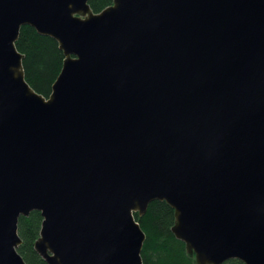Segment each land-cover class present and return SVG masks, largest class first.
<instances>
[{
	"label": "water",
	"instance_id": "95a60500",
	"mask_svg": "<svg viewBox=\"0 0 264 264\" xmlns=\"http://www.w3.org/2000/svg\"><path fill=\"white\" fill-rule=\"evenodd\" d=\"M0 0V264H144L154 200L197 264H264V0ZM82 15L83 17H80ZM65 58L48 98L20 27Z\"/></svg>",
	"mask_w": 264,
	"mask_h": 264
},
{
	"label": "trees",
	"instance_id": "16d2710c",
	"mask_svg": "<svg viewBox=\"0 0 264 264\" xmlns=\"http://www.w3.org/2000/svg\"><path fill=\"white\" fill-rule=\"evenodd\" d=\"M88 3L93 12H99L110 5L112 0H89ZM15 46L23 55L22 67L26 82L35 92L48 98L65 58L58 42L49 35L38 33L30 25H23ZM133 215L145 234L141 249L144 264H197L194 254H189L185 243L171 231L175 222L174 210L164 200H154L148 204L144 214L140 215L136 211ZM41 222L42 216L37 210L18 218L17 232L22 242L16 250L26 264H47L34 249ZM221 264L244 263L232 258Z\"/></svg>",
	"mask_w": 264,
	"mask_h": 264
},
{
	"label": "rangeland",
	"instance_id": "374dc122",
	"mask_svg": "<svg viewBox=\"0 0 264 264\" xmlns=\"http://www.w3.org/2000/svg\"><path fill=\"white\" fill-rule=\"evenodd\" d=\"M80 17H83L82 15H79Z\"/></svg>",
	"mask_w": 264,
	"mask_h": 264
}]
</instances>
